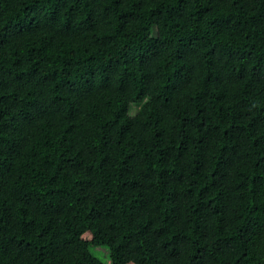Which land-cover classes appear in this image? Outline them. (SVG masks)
I'll use <instances>...</instances> for the list:
<instances>
[{"label":"trees","instance_id":"16d2710c","mask_svg":"<svg viewBox=\"0 0 264 264\" xmlns=\"http://www.w3.org/2000/svg\"><path fill=\"white\" fill-rule=\"evenodd\" d=\"M98 246L264 264V0H0V264Z\"/></svg>","mask_w":264,"mask_h":264},{"label":"rangeland","instance_id":"374dc122","mask_svg":"<svg viewBox=\"0 0 264 264\" xmlns=\"http://www.w3.org/2000/svg\"><path fill=\"white\" fill-rule=\"evenodd\" d=\"M138 106L134 105L131 109V114L134 115L137 112ZM95 255L105 261L106 264H113L110 258L109 249L105 246H98L92 250Z\"/></svg>","mask_w":264,"mask_h":264}]
</instances>
